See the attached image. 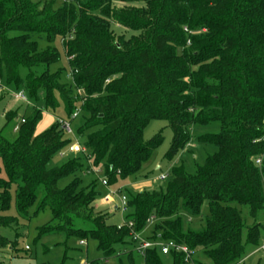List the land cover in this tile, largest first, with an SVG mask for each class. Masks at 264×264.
<instances>
[{"label": "trees", "instance_id": "trees-1", "mask_svg": "<svg viewBox=\"0 0 264 264\" xmlns=\"http://www.w3.org/2000/svg\"><path fill=\"white\" fill-rule=\"evenodd\" d=\"M113 26L137 37L117 42ZM2 77L25 92L30 105L22 104L33 112L20 125L19 110L4 113L6 127L19 130L14 139L0 132V230H13L35 207L52 215L40 236L63 232L81 244L92 239L105 261L119 251L128 264H136V255L144 264H163L161 256L191 264L184 253L163 255L158 246L139 252L133 234L186 247L193 264H240L258 248L264 230V0H0L1 87ZM3 88L0 103L13 99ZM43 114L56 121L38 132ZM77 119L86 152L75 154L69 152L73 130L66 132L62 122L72 129ZM155 120L167 121L173 132L168 159L188 146L193 125L214 122L220 134L199 142L216 145L219 153L196 176L175 168L165 188L131 193L126 184L163 142L159 134L144 143ZM65 152L67 162L49 168ZM92 174L107 180V187L100 182L105 196L113 189L127 198L124 219L132 228L109 224L111 215L96 211L101 193L95 182L84 187L82 180ZM66 179L70 183L60 188ZM13 194L18 218L6 215ZM205 205L209 214L195 228ZM7 248L14 251L15 243L0 232V249Z\"/></svg>", "mask_w": 264, "mask_h": 264}, {"label": "rangeland", "instance_id": "rangeland-1", "mask_svg": "<svg viewBox=\"0 0 264 264\" xmlns=\"http://www.w3.org/2000/svg\"><path fill=\"white\" fill-rule=\"evenodd\" d=\"M123 6V4H117L118 8ZM113 31L116 35L117 42L120 41V37L127 39L132 36L137 37L135 32L127 31L119 26H113ZM56 69L57 67H54L52 70L55 71ZM26 74V70L21 71V78L23 81L26 80ZM1 82L3 87H7L10 91L15 92L16 87L9 84L5 77H2ZM4 99L5 100L0 103V132L4 131V135L8 139H14L16 133L13 132L10 125L6 127L7 121L4 117V113L11 109L19 110V121H16V124L20 125L22 117H30L33 110L9 97ZM31 105L33 106V104ZM38 106L43 107V104H38ZM55 121L56 118L53 116L43 114V119L38 125V132L46 130ZM80 124V119H77L72 123L73 133L71 136L74 143L78 142L83 145L84 139L79 138L77 135V129ZM220 132L221 125L219 122H214L206 126L193 125L189 131L190 142L188 146L181 151L178 156L170 160L168 159L167 154L173 140V132L167 121H152L144 131V143L148 144L159 134H162L163 142L155 151L150 162L143 167L142 171L136 176V178H132L131 181L126 184L125 188L131 193L154 191L159 188H165L173 178V170L179 167H182L187 175L196 176L199 168L206 165L208 158L219 153V149L216 145L203 144L199 142V139L209 135H218ZM69 157L70 154L67 152L64 153V157L61 155L55 156L50 161L49 168L61 167L67 162ZM161 175L167 176L165 182L159 180ZM103 178V175L94 174L84 176L82 177L83 186L86 187L91 182L96 183L95 185L101 193V197L94 203L96 211H103L111 215L108 221L109 224L117 226L121 225L123 222L122 217L119 212L114 211L113 209V206L118 203V199H115L111 204H106L107 202L103 200L106 194V191L100 183ZM70 181L71 179L61 181L59 187H67ZM110 211L113 212L110 213ZM208 214V206L205 205L201 218L194 220L192 226L195 228L203 226ZM242 214L243 218L249 221L247 211L243 210ZM6 215L18 218L14 194L12 196L10 209ZM51 219L52 215L48 209L36 213V208L33 207L27 218H19L18 224L13 230L1 229V234L7 236L15 243V250L11 251L9 248L3 250L0 249V252L2 253L0 256V264H128L127 258L124 255H119V251L115 257L105 261L103 254L97 248L96 241L92 239L81 244L83 242L82 240L75 237L68 238L66 233L63 232L40 236L39 229L49 223ZM262 223L264 225V216L262 217ZM262 246H264V230L258 248ZM26 247H29L30 250H26ZM257 249H251L246 259L240 264H264V253L262 251L256 252ZM135 258L136 264H144V260L139 255H136ZM161 258L163 264H173L172 256H161Z\"/></svg>", "mask_w": 264, "mask_h": 264}, {"label": "built area", "instance_id": "built-area-1", "mask_svg": "<svg viewBox=\"0 0 264 264\" xmlns=\"http://www.w3.org/2000/svg\"><path fill=\"white\" fill-rule=\"evenodd\" d=\"M3 87H1L0 85V93L3 91ZM10 95L11 97L14 99V101L16 102H21V103H26L28 105H30L29 103V100L25 94L24 91H18V92H10ZM22 123H24V120L21 121ZM62 128L68 132V133H72V129H71V125L67 122H62ZM19 130V126L17 125L15 128H14V133L18 132ZM69 152L70 153H80V152H83L85 153L86 150L85 148H83L81 146L80 143L76 142L74 143L70 148H69ZM256 164L258 166H261L262 164V158L258 159L256 161ZM167 178V176L165 175H161L159 177V180L160 181H165ZM101 181V180H100ZM102 185L107 187L108 186V183H107V180L105 178H103V180L101 181ZM115 199H118V203L113 206V209L117 212L120 213L121 217H122V224L119 225V228L124 226V225H127L129 228H132L133 227V224L131 222L129 223H126L125 222V214L127 213V198L124 196V195H121L120 193H118L117 190H113V189H109V192H108V195H106L103 200H105L107 203L106 204H111ZM134 236V239L137 241H140L139 242V245H138V251L139 252H143L144 250H146L147 248H151V247H154V246H158L161 250V253L163 255H168L171 251H175V252H181V253H184L185 256L187 257V260L191 262V264H193L192 262V253L190 251H188V249L186 247H183V246H179L177 244H175L174 242H168V243H157V244H154V243H150V242H147V241H144L141 239V237L139 235H135L133 234ZM28 249V247L26 248ZM263 252L264 253V246L260 247L257 249L256 252Z\"/></svg>", "mask_w": 264, "mask_h": 264}]
</instances>
